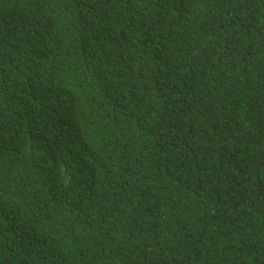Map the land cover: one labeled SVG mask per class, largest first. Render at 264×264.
<instances>
[{
	"label": "trees",
	"instance_id": "1",
	"mask_svg": "<svg viewBox=\"0 0 264 264\" xmlns=\"http://www.w3.org/2000/svg\"><path fill=\"white\" fill-rule=\"evenodd\" d=\"M0 264H264V0H0Z\"/></svg>",
	"mask_w": 264,
	"mask_h": 264
}]
</instances>
